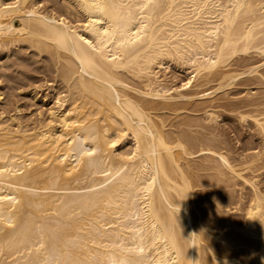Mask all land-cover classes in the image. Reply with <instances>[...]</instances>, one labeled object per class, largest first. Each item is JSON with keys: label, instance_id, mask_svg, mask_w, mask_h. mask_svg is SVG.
I'll return each mask as SVG.
<instances>
[{"label": "bare ground", "instance_id": "6f19581e", "mask_svg": "<svg viewBox=\"0 0 264 264\" xmlns=\"http://www.w3.org/2000/svg\"><path fill=\"white\" fill-rule=\"evenodd\" d=\"M44 1L0 0V264H264V0Z\"/></svg>", "mask_w": 264, "mask_h": 264}, {"label": "rangeland", "instance_id": "374dc122", "mask_svg": "<svg viewBox=\"0 0 264 264\" xmlns=\"http://www.w3.org/2000/svg\"><path fill=\"white\" fill-rule=\"evenodd\" d=\"M45 1H49V2H52V4H57V3H59V1L58 0H45ZM44 1V5H46L47 3ZM57 1V2H56ZM61 3H62V1H61ZM43 58H42V57ZM45 56H46V53L44 54V52L43 53H41L40 55H39V57L38 56H33L32 57V55H31V61L29 60L28 62H30V63H28L27 62V64L26 65H22V67H12V69L10 68V71L11 70H13L14 72L12 73V74H17V72L18 71H21V69L25 72V74H24V76H26V74H27V72H28V74H27V76H29L30 78H32V79H27V80H24L23 82V85L22 86H17V88L14 90V94L15 95H17V99H18V104L19 105H21L22 106V112L20 113L22 116H23V118H29V114L30 113H32L33 114V116H34V118L36 119V118H38V116H36V114L35 113H37V112H41L42 114L41 115H46V108H47V105H45V103H44V101H39V100H37L36 101V103L35 102H33V101H30L28 98H23V96H22V92L23 91H26L27 89H29V88H35L39 93H38V97L39 96H46L45 97V101L47 100V101H49V100H51L52 99V95H53V93H54V90H53V88H51V87H49L50 85L52 86H54V83L51 81L52 80V77H51V75L50 74H48L47 75V77L49 78L48 80H45L46 81V84H45V81H43L42 80V74H41V72H43V70L45 69V71L44 72H46V73H49V71H48V69H46V68H48V66L46 67V65L44 66V62H45V64H47L48 65V62L46 61V60H44L45 59ZM36 59V60H35ZM16 60V59H15ZM38 61V62H35V61ZM39 60H40V62H39ZM43 60V61H42ZM18 61V62H17ZM34 61V62H33ZM33 62V63H32ZM47 62V63H46ZM16 63H19V60H16ZM42 63V64H41ZM29 64H31V65H29ZM40 65L42 66L43 65V67H40ZM29 66H31V67H29ZM15 70H14V69ZM26 68V69H25ZM40 70H39V69ZM19 69V70H18ZM35 69H37V72H36V70ZM26 70H27V72H26ZM33 70V71H32ZM47 70V71H46ZM2 71V70H1ZM6 71H7V69H6ZM9 70L7 71V72H10ZM41 71V72H40ZM7 72H4V73H7ZM42 75V76H41ZM177 81L176 82H181V79H182V76H177L176 78H175ZM34 80V81H33ZM37 80V81H36ZM31 81V82H30ZM33 81V82H32ZM29 82V83H28ZM51 82V83H50ZM30 84V85H29ZM44 84V85H43ZM48 87V88H47ZM58 89V88H57ZM4 97V95L1 97V99ZM51 97V98H50ZM6 101V98L5 99H3L1 102H5ZM39 102V103H38ZM42 103H44V105H42ZM51 104V103H50ZM220 112V113H219ZM218 112V114H220L219 116H221V117H218V124H217V126H218V128H216L217 126H215L216 124H212V126H213V128H215V131L217 130V132H218V130L220 131V132H218V133H221L220 134V138H222V140L225 142V143H223L224 145V147L223 148H225L228 152H229V156H231L232 158H233V156L235 155V151L234 150H237L238 149V151H240V148H242V146L244 145V143L246 142V140L248 141V138L247 137H249V132L246 130V128L245 127H243V126H239L236 122L237 121H230V119L228 120V118L226 119V117H227V115H228V113H226V112H224L223 113V111L221 112V111H219ZM44 113V114H43ZM35 114V115H34ZM20 115V116H21ZM26 115V116H25ZM225 115H226V117H225ZM21 116V117H22ZM33 116H32V118H33ZM36 116V117H35ZM221 118V119H220ZM232 122V123H231ZM235 126V125H237V126H235V127H237L236 128V132H234L235 130H233L231 127L232 126ZM215 126V127H214ZM222 128V129H221ZM245 128V129H244ZM224 130V131H223ZM216 132V133H217ZM223 132H225V133H223ZM224 134V135H223ZM238 134V135H237ZM237 136V138H236V136ZM223 136V137H222ZM243 137V138H242ZM236 139V140H235ZM244 139H246V140H244ZM228 144V145H227ZM227 145V146H226ZM227 148H226V147ZM238 147V148H237ZM240 147V148H239ZM229 149V150H228ZM232 150V151H231ZM233 155H232V154ZM205 172H209V171H205ZM209 186H207V188H208ZM196 189H198V188H196ZM210 188H208L207 190H209ZM211 190V189H210ZM207 201V200H206Z\"/></svg>", "mask_w": 264, "mask_h": 264}]
</instances>
